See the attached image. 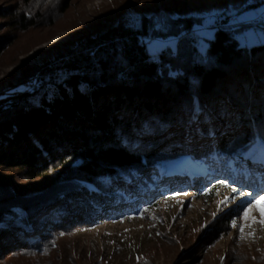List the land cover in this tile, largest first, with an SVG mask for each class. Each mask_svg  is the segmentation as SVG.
<instances>
[{"label": "trees", "instance_id": "obj_1", "mask_svg": "<svg viewBox=\"0 0 264 264\" xmlns=\"http://www.w3.org/2000/svg\"><path fill=\"white\" fill-rule=\"evenodd\" d=\"M7 10L18 29L37 24L24 10ZM200 21L178 22L175 46L156 57L145 40L152 30L119 23L67 50L64 76L57 66H36L21 81L32 88L0 94V168L33 180L52 175L26 191L0 181V264H15L9 255L30 258L25 264L58 259L60 234L140 216L180 196L187 187L181 178L158 172L178 159L212 174L210 187L191 192H240L246 173L254 193L264 196V169L251 163L264 157V22L213 25L202 50ZM251 28L252 37L263 34L254 43L248 34L242 44ZM13 42L8 33L0 36V56ZM49 82L59 94L47 101L39 93ZM253 150L255 157L244 159ZM17 208L28 221L2 226L18 218Z\"/></svg>", "mask_w": 264, "mask_h": 264}, {"label": "rangeland", "instance_id": "obj_2", "mask_svg": "<svg viewBox=\"0 0 264 264\" xmlns=\"http://www.w3.org/2000/svg\"><path fill=\"white\" fill-rule=\"evenodd\" d=\"M262 2L264 0H71L69 7L63 11L64 0H0V36L8 33L14 39L0 56L1 97L16 90L32 88L30 84L33 83L22 86L21 81L28 78L36 66L48 69L57 66L60 68L56 70L58 74L64 76L62 67H65V63L62 62L65 57L61 56L67 50L119 23L133 29H142L145 25L152 30L154 36L145 40L149 53L156 57L165 47L175 46L178 22L201 20L205 31L200 47L205 50L208 40L214 37L216 31L213 25L219 26L222 21L230 24L264 22V4L249 8ZM9 8L26 11L37 24L26 30L14 27L6 12ZM256 31L249 29L245 36L240 37L241 43L248 34L249 42L259 41L263 31L258 30L260 36L252 37ZM80 89L90 92L87 84L80 85ZM39 94L50 101L58 96V86L53 82L46 83ZM254 152L250 151L244 159L255 157ZM251 163L257 170L261 167L264 169L262 155L253 158ZM195 164L190 159H178L158 168L160 176L168 173L181 178L178 179L182 180V187H187L180 196L162 199L140 216L127 215L80 227L71 234H60L64 253H60L58 259L56 256L47 257L40 262L264 264V223L260 222V209L264 208V201H260L261 196L251 189L252 183L246 173L242 188L238 190L252 196L230 189H219L208 195L197 194L191 190L199 185L210 187L213 178L208 169L196 164L198 168ZM51 176L33 180L17 172V169L0 168V181L24 191L51 181ZM229 186L232 187V184ZM253 198L258 203L249 207ZM245 208L249 211V219L244 218ZM16 212L18 218L7 217L2 226L28 221L23 210L17 208ZM233 220L237 222V227H232ZM5 259L15 264H25L30 258L9 255Z\"/></svg>", "mask_w": 264, "mask_h": 264}, {"label": "snow or ice", "instance_id": "obj_3", "mask_svg": "<svg viewBox=\"0 0 264 264\" xmlns=\"http://www.w3.org/2000/svg\"><path fill=\"white\" fill-rule=\"evenodd\" d=\"M219 183L224 184L225 181H219ZM233 191L235 192L236 189H233ZM241 195H249V196H252L251 193H241ZM259 200L260 201H264V196L259 197ZM221 203H223V202H221ZM254 203H258V201L255 198H253V200L249 202V207H251ZM260 210H261V216H262V219H261L260 222L261 223H264V208H261ZM213 215H215V213ZM244 218L245 219H249L250 218L249 211H248L247 208L244 209ZM253 222H255L254 219H253ZM232 227H237V222L235 220L232 221ZM240 231L241 232L243 231V227L240 228Z\"/></svg>", "mask_w": 264, "mask_h": 264}, {"label": "bare ground", "instance_id": "obj_4", "mask_svg": "<svg viewBox=\"0 0 264 264\" xmlns=\"http://www.w3.org/2000/svg\"><path fill=\"white\" fill-rule=\"evenodd\" d=\"M196 165V164H195ZM197 166V165H196ZM198 167V166H197ZM198 168H200V167H198ZM198 176V175H197ZM194 181V183H196L197 182V180L196 179H194V178H192Z\"/></svg>", "mask_w": 264, "mask_h": 264}]
</instances>
